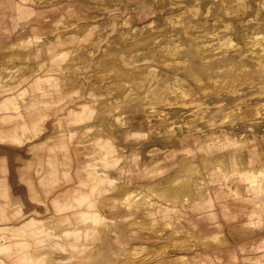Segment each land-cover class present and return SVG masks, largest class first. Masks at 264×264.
<instances>
[{
	"label": "bare ground",
	"instance_id": "6f19581e",
	"mask_svg": "<svg viewBox=\"0 0 264 264\" xmlns=\"http://www.w3.org/2000/svg\"><path fill=\"white\" fill-rule=\"evenodd\" d=\"M33 1L36 5L44 2V0ZM92 1L99 2L97 0ZM137 2L142 6L147 1L137 0ZM149 2L155 9L160 11L162 14L161 20L164 24H168L172 28L177 26L183 28L186 34L184 35L185 42H180L173 34L165 32L162 29L163 25L157 24L156 19L153 17H149L140 23H131L129 21L130 15H127L118 21V14L112 13L113 9H110L109 6L99 7L109 14L112 13L108 24L113 25L118 22L124 25L119 27L118 38L115 41L116 45L114 44L111 46L112 48L101 50L100 57L103 60L112 59L110 63L107 62V71L116 72L119 77L126 76L127 71L133 67L130 71L137 72L138 67L141 65L139 64L140 60L134 59L135 51L138 50V46L148 42L153 44V47L157 50V55L162 58L160 61L164 66L168 65L167 67H169L171 65L174 67L171 71L172 74H164L163 77H159L155 68L152 67V63L145 62L146 69L136 73L142 75V77L137 82L133 81L132 83H130L131 79L126 77L123 81L113 85L111 81H105L103 77H98L100 81L102 80V85L106 90H109L110 87H117L128 91L124 98H128L127 102L129 103L122 104L124 108H129L131 113H133L128 120L124 118L123 111L104 108L110 97L104 99L103 90L99 91L98 86L92 84L85 72H82V77L79 81L75 80L72 73L64 74L69 68L65 62L67 58L66 49H64L66 39L77 40L78 42L88 41L92 35L90 30L97 27L94 22H91L87 24L90 28L87 33L83 34V30L81 33L74 32L73 27L79 25L76 23L79 15L69 9V18L60 13L50 21V34L45 33L43 28L37 23H27L25 28L16 36V39L9 41L4 47L5 53L1 57L2 60H0V126L2 123H8L10 128L2 129L0 127V141L21 147L25 144L22 139V131L28 128L34 137H38L41 134V138L36 144L44 147L45 142H47V135H43L44 133L42 132L43 122L50 117L52 129L57 133L56 143H63L66 139H69V143L76 141L85 144L86 141L94 139L93 142L100 140L99 144L105 150L106 143L116 136L136 140L138 143L149 142L151 144L144 149L143 153L146 152L151 157L147 158L148 164H144L141 169H137L136 166L137 178L154 177L164 170L162 168L164 158L171 156L176 162L179 157L183 159L189 153L198 157L199 163H201L205 171H208L209 166L212 164L209 157L213 153H220L216 157L218 169L222 168L220 163L223 164L229 160L230 166L237 170V174L241 177L244 176L243 180L246 181L244 189L246 199H258L259 205L264 209V161L257 167L246 169L242 166L243 160H241V155L247 151L249 155L246 157H249L248 161H252V158L256 155L254 141L248 138H237L227 129L222 130L219 134L211 133L202 137L201 132L196 129V122L192 120L184 122L188 125L187 133L178 134L175 129L176 127H181L182 124H176L177 122L170 120L172 118L171 115H168V112H164V108L161 107L164 104L171 105L169 97L164 94V91H169L174 95L175 104L180 107L193 109L195 113L198 112V118H205L204 121L208 125L219 126L226 118L230 117L232 110L237 107L240 109L241 104L245 105L240 112L242 116H247L250 125L258 123L257 118L264 117V43H262L264 42V0H209L204 2L203 9L201 7L202 0H194L193 3L180 4L179 9H171L169 11L164 8L163 0H150ZM12 8L15 14L11 21H6L5 19L1 21L0 19V34H12L18 26H23L28 18L33 16L44 21L48 18L46 10H40L22 2L15 1L12 4ZM231 8L235 12L232 19L227 15L230 14ZM54 9L52 8L51 11ZM213 11L218 15V20L222 22L220 24L212 23L213 28L209 29L207 28V16ZM248 11H252L253 17H250L253 19L248 17ZM193 19L196 20L194 21ZM251 20H255L254 23H251ZM69 22L72 23V26H69ZM238 24H241L242 34L240 36L244 41L247 40L245 41L246 46H248V43L252 45L260 44L261 51H253V46H248L246 49L238 47V42H235L231 32L234 28L239 27ZM61 26H63V29H60ZM200 26H203L202 31L204 33H189L188 29L192 27L195 29ZM147 29H150V32L143 36L144 31ZM36 31L38 34H36ZM64 33L65 37H62ZM207 35L210 37L209 40H206ZM203 36L204 39L202 38ZM215 39L217 41L213 42ZM217 43L219 47L225 49L216 50L218 45H214ZM249 48L251 51L246 54ZM246 55L251 60H244ZM43 57L49 59L46 60L47 63L44 60H38ZM88 61H92L95 65H100L96 60ZM182 63L187 64L183 70L179 71L177 64ZM57 64L60 68L58 72L54 68ZM121 65L124 66V69H122ZM228 66L231 69L234 66H239L240 71L245 70L247 72L251 68L253 70L261 69L258 74L259 81L257 82L256 92L250 97L254 98L253 101L249 100L247 102L248 98L235 97L234 94L238 91V83L229 84L226 82V75L222 77L220 74ZM146 78L151 81L148 82L144 91H141L146 85L144 81ZM86 79L89 80L87 88L95 98L94 100L91 99V101H95L96 105L100 104L96 110L87 101L82 103L65 102L66 96L64 95L66 93L59 92L60 90L64 91V89L65 91L69 90V92L76 89L80 92L83 83L85 85ZM43 81L46 85H52L51 89L52 93L55 94L56 101L40 100L35 97L27 99L28 93L33 94L36 91L43 93ZM218 82L219 84L220 82L222 83L220 85L225 83L223 86L225 90H221L222 86H219ZM134 87L137 89L136 94L130 93ZM211 90H215L216 94L224 91L225 94L223 93V95L233 96V98H229L231 99L230 103L221 107L223 104L220 101L209 105L200 95H197L199 91L207 94ZM132 94L134 96L130 97ZM114 98L117 99V96ZM90 107L95 112L105 113L106 116L102 118L103 121L108 117V119H112L114 124H107L108 128L98 133L91 131L88 121L95 112ZM207 111L208 113L206 114ZM137 114L140 115V120L137 118ZM94 115L95 118H98L97 114ZM217 116L218 118L215 119ZM216 121L220 123L215 124ZM65 123L69 124V129L64 128ZM156 142H161L163 145L158 147ZM33 145L35 146V143H30L29 147ZM1 151L2 149L0 148ZM129 151V158L133 162L137 160V156L142 154V150L139 147L131 148ZM76 157V163H78L80 159L78 156ZM111 157L112 152L106 151L105 159L109 160ZM1 166V170L6 171L4 169L5 166ZM69 166H71V159L69 160ZM177 170L178 174L169 179L166 185H161L159 181L149 184L138 183L136 188L131 189L125 187V181L115 182L113 174L110 175L103 168L97 167V173H94L89 166H85L83 170L78 165L72 172L69 170V177L65 176V180L69 179L70 181L72 176L78 183L69 184V189L67 188L65 191L58 193L52 199V202L56 203L61 198H65L66 192H69V202H64L61 206L56 203L57 205L55 206L56 210L58 208L61 211L65 210L67 214L63 216V212H61L60 215H56L55 218L57 220L54 223H41L34 216H29L26 218L29 220L18 227L0 224V230L2 231V234L0 233V251L8 253L9 256L13 252L18 262H26V252L23 247H19L24 244H22L19 237L16 238V234L21 235L27 232L32 238L31 244L33 247L31 245V248L34 251H39L37 263L35 264H42L45 258L44 255L48 253L44 252L43 248L50 245L47 240L53 238L52 231L56 235H60L56 232V228L61 224V221L68 224L73 222L69 224V227L64 228L63 231L65 235L68 236L69 234V246H75V249L78 245L83 244L93 248L97 243L103 242L112 251L113 256L117 257L116 259H124L128 264H147L154 263V260L149 262L143 260L137 253L145 250L144 252L147 255L153 248L159 249L169 243L175 246L178 251L172 255H163L155 260L157 264H193L198 260L196 258L198 254L209 252L207 250L210 247L209 240L225 244L230 243V241L224 237L222 230L208 235L196 236L184 229L183 221L178 219V217H184V207L192 208L194 206L200 198L199 192L208 189L211 185V180L209 178L206 180L204 176L199 175V165L192 160L183 159ZM219 173L224 175L223 172ZM129 174L128 170L126 175L128 176ZM196 175L198 177H195ZM106 179H108L107 185ZM98 182L102 185L105 183V186L101 188L106 192H119L118 199H115L114 195L112 196L114 199L112 206L102 201V189H99L97 193L94 191ZM225 184L232 196L238 194L236 187H233L228 181ZM26 186L30 189L28 194L23 196L24 198L38 202L43 201L41 193L35 188L32 178L29 177L26 180ZM43 191L49 195L53 192V189L46 186ZM3 196L4 198H9L10 192L7 188L3 191ZM84 204L93 208L90 210L93 216L91 219L87 218L83 228L75 227V221L85 217L84 211L77 209V207L79 208ZM20 208L21 204L9 203L6 200V203L0 208V221L7 220L10 214L20 220L28 214L39 212L38 209H35L37 207L34 206L29 207L25 211ZM113 209L114 212L112 211ZM117 211H120V215H116ZM110 212L114 216L108 219L105 214L107 213V217H109L108 213ZM174 217L177 218L172 221ZM160 220L162 221V230L170 229L172 240H161L159 243H156L157 241L148 242L147 236L151 235L158 238L162 235V230L156 227L157 222ZM97 225H99L97 229L99 234L96 237L94 234L91 235L92 232L89 229H94ZM7 234H10L9 237L13 242H17V245L15 244L16 247L6 243L5 240L9 238ZM139 234H142V238L139 237ZM81 237L94 239L90 242H83L80 241L82 240ZM137 237L141 238L142 241H133ZM71 238H76L78 242L74 243V240H70ZM133 242L141 243L130 247ZM59 244L60 242L57 241L53 243L55 246ZM125 250L126 253H131V256L123 257L122 254ZM101 251L103 257H105L102 247ZM77 254L72 255L78 256ZM80 256L82 257L83 255ZM261 256H264V254ZM103 257H100L101 261H99V264H116L115 261H111V257L106 258L104 261L102 260ZM89 261L90 259L81 262V264H90ZM3 264L8 263L3 261ZM244 264H264V262L255 257L245 259Z\"/></svg>",
	"mask_w": 264,
	"mask_h": 264
},
{
	"label": "rangeland",
	"instance_id": "374dc122",
	"mask_svg": "<svg viewBox=\"0 0 264 264\" xmlns=\"http://www.w3.org/2000/svg\"><path fill=\"white\" fill-rule=\"evenodd\" d=\"M13 1H18L25 3L26 5H29L34 8H38L40 10H46V14L48 15V18L44 20L37 19L35 16L28 18V20L25 22L23 26H18L15 31L12 32L10 35H5V34H0V60H2V55L5 53V46L9 43L11 40H15L16 36L21 32L23 28L27 25V23H37L39 24L42 28L43 31L48 34L51 33V28H50V21L53 18H56L60 13H62L64 16L69 18V9H71L74 13L79 15V17L76 20V23L79 24L78 26H74V32L81 33L83 30V34L88 32V29H90L87 24L94 22L97 27L93 28V30H90L92 35L91 38L88 39V41L84 42H78L77 40L71 41V39H66L65 44H64V49H66V55L67 58L65 62L69 66V68L65 71V75L72 73L74 75V78L76 81H79L82 77V72H85L86 75L88 76L89 80L92 82V84H96L98 86L99 91L103 90V95L104 99H107L108 97L109 100L105 104L106 106L104 107L105 109L110 108L111 110L114 109V111H123V115H125L124 118L126 120L129 119V117L133 114L131 113L129 108H124L122 104L124 103H129L127 102L129 99L124 98V95L128 92L125 91V89L117 88V87H110V91L106 90L104 86L102 85V80L100 81L98 77H103L105 81H111L113 85L118 83L119 81H123V79H126V77L131 79L132 83L133 81H138L142 75L136 74L141 72L142 70L146 69L145 62H150L152 63V67L155 68L156 72L159 74V77H163L164 74H172L171 71L173 70V66L169 65H163L160 60H162L161 57L157 55V50L153 47V44L151 42H148L146 44L138 46V50L135 51V60H140L139 64L141 65L138 67L137 72H132L127 71V75L123 77H119V74L113 71H107V62L110 63L112 60L111 58H107L106 60H103V58L100 57L101 55V50L103 49H109L112 48L115 44V41L117 40L118 36L117 33L119 32V27H123L124 25L116 22L113 25L108 24L109 18L112 13L118 14V21L125 18L127 15H130L129 21L131 23H140L142 21H145L149 17H153L156 19V23L163 25L162 29L167 32L168 34H173L175 38H177L180 42H185L184 35L185 32L183 31V28L177 26L175 28L170 27L168 24H164V22L161 20V13L159 10L155 9L151 3L149 2L150 0H146L147 2L141 6L137 2V0H97L99 2H94L92 0H44L40 5H36V3L33 0H13ZM13 1L11 3H13ZM51 1V2H49ZM209 0H202L201 2V7L202 9L204 8V2H207ZM194 0H163V4L165 5L164 8H166V11H169L171 9H179L180 4H190L193 3ZM11 6V11L10 13H14V9ZM104 6H109L110 9H113L112 13L109 14L107 11H105L102 8L99 7H104ZM151 7V8H149ZM52 8H55L53 11H51ZM215 10V9H214ZM218 11V10H216ZM235 13L233 11V8H231V12L228 17L232 19L234 17ZM233 14V15H232ZM92 15V16H90ZM225 15V16H227ZM248 17L253 19V13L252 11H248L247 13ZM252 16V17H250ZM226 17V18H228ZM247 17V18H248ZM11 18L13 16H8L3 19L7 21H11ZM73 18V17H70ZM224 18V17H222ZM208 19V25L207 28L211 29L213 28L212 23L215 24H220L222 21L218 20V15L215 13V11L211 12L209 16H207ZM194 21L196 19H193ZM255 20H251V23H254ZM69 26H72V23H68ZM238 28H234L232 30V35L233 39L235 42H238V47L242 49H246L248 46H253L254 49L253 51L259 52L261 51V45L256 44L252 45L251 43H248V46L245 44V40L240 36L242 34L241 31V24H238ZM60 29H63V26L60 27ZM203 26L197 27L195 29L190 28L188 29L189 33H199L202 34L204 33L203 31ZM221 30V28H220ZM37 32V31H36ZM63 32V31H62ZM150 32V29H147L144 31L143 36L146 35L147 33ZM223 33V31H221ZM244 33V32H243ZM38 34V32L36 33ZM62 37H65V33L63 34ZM204 39V36L202 37ZM206 40H209L210 37H206ZM71 41V42H70ZM217 40L215 39L213 42H216ZM212 42V41H211ZM264 43V42H262ZM116 45V44H115ZM218 45V48L216 50L221 51L224 50L225 48L219 47V44H215L214 46ZM63 47V46H61ZM251 49L249 48L248 51H246V54H249ZM151 54H154L153 56H149ZM33 60V59H31ZM38 60H44L46 63V60H49L48 58H39ZM88 60H96L100 63L94 64L92 61ZM244 60H251L247 55L244 56ZM159 61V62H158ZM187 63H182V64H177V67H179V71L183 70L185 65ZM122 69H124L123 65H121ZM176 67V68H177ZM229 67V68H228ZM227 69H223V71L220 73L222 77L226 75V82L229 84H236L238 83V91L234 94L235 97H239L242 99H247V102L253 101L254 98H250L254 92H256V87H257V82L259 81V76L258 74L261 72L260 68L255 67L256 70H253V68L250 69V71H240L239 66H234L233 69L228 66ZM248 67V66H247ZM55 71L58 72L60 70L59 65L54 66ZM244 68V67H243ZM134 79V80H133ZM236 79V80H235ZM89 80H85V85L83 83V86L81 88V91L79 92L78 90L74 89L71 92L69 90L62 91L60 90L59 92H65L66 99L65 102L69 103H82L87 101L88 104L96 110L100 104L96 105V102L91 101V99H95L94 95L91 94L90 90L87 88L89 84ZM146 82V85H144V88L141 91H144V89L147 87L148 82L151 81L149 79H144ZM52 82V81H51ZM44 90L43 93L40 91H36L33 94H27V99L30 97H35L36 99L40 100H49V101H56L55 94L52 93V85L47 84L43 81ZM220 84H222L220 82ZM218 82L219 86H222L221 90H225V85H220ZM136 88L134 87L133 90L130 91V93H135L136 94ZM78 91V92H77ZM125 91V92H124ZM225 94L224 91H222L219 94L215 93V90L209 91L207 94L201 93V91L198 92L197 95H200L203 100L206 101L209 105H212L213 102L220 101L223 105L221 107H224L228 103H230L229 98H233V96H226L223 95ZM164 94L169 97L170 103L169 104H164L161 107L164 108V112H168V115H171L170 120H174L177 122L176 124H182L181 127H176L175 131L178 134H185L187 133L186 131L188 130V125L184 123L186 120H192L193 122H196L197 126L196 129L201 132L202 137H205L207 135H210L211 133L219 134L222 130H228L232 132V135L235 137L239 138H248L251 141H254L255 149H256V155L254 158H252V161H248L249 157H246L249 155V152L245 151L241 155V160H243L242 166L245 167L246 169H250L252 167H257L258 165L261 164L262 161H264V117L257 118V121H259L256 124L250 125L249 121L247 120V116H242V113L240 112L241 109L244 108L245 104H241V108L239 109L238 107L234 110H232L230 117L226 118L223 123H220L219 121H216L215 124H219V126H212L208 125L204 119H199L197 113L193 109L189 108H184L180 107L178 104H175V98L174 95L169 92V91H164ZM117 96V99L114 97ZM134 94L130 95V97H133ZM129 97V96H128ZM117 103H116V102ZM120 105V106H119ZM117 106V107H116ZM90 107V108H91ZM91 108V110H93ZM93 110V112H95ZM209 110V109H207ZM208 111L206 112V114ZM98 115V118H95V115ZM93 114V117H90L89 125L90 128L92 129L91 131L94 132H100L101 130L107 129V124H114L112 119H107L105 121L102 120V118L105 115V113H98L95 112ZM137 118L140 120V115H136ZM218 116L215 118L217 119ZM96 119V120H95ZM169 120V121H170ZM43 129L42 132L44 133L43 135H47V142H45L44 147H41L40 145L36 144L39 138H41V134H39L38 137H34L31 132L29 131L28 128L22 131V139L25 141V144L21 147H18L16 144H10L9 142V147H16V148H22L21 151V156L16 155L14 158H10V167L9 169H6V172H9L8 175V186L7 189L10 192L9 198H5L9 203H17L21 204V210L25 211L29 207L34 206L37 207L35 209H38L39 212H35L32 214H28L26 217L23 219H16L14 218L11 214L8 216L7 222H9V226H15L18 227L25 221H28L29 219H26L29 216H34L38 221L41 223H46V222H52L54 223L57 219L55 218L56 215H60L61 212H63V216L67 214V211L63 210L61 211L59 208L56 210L55 206L58 204V206H61L62 203L59 200L58 202L54 203L52 202V205L54 207V212H50V208L48 206V203L46 200H44V194H46L43 190L45 187L42 189L41 197L43 199L42 202L34 201V200H28L27 198H24L25 194H28V190L30 189L29 187L26 186V182L24 181H19L15 177L17 176L18 172H29L34 170L38 165L42 166L41 163L43 162H48V169L42 168L41 172L44 177H46L48 174H54L57 178V182H55L54 185H49L50 188L53 189L55 187H61L66 184H77L78 181L76 179H73L71 176L70 181L69 179L65 180V176L67 175L69 177V170L70 172L73 171V169L80 165L81 168L84 170L85 166H89L92 172L97 173V167L103 168L104 171L109 172L110 175L113 174V179L115 182L119 181H125L126 183V188H131L134 189L136 188V185L138 183L140 184H149V183H155V182H160L161 185H166L172 177L176 176L178 174V168L179 164L185 160H192L196 162L199 165V171L200 174L206 178H209L211 180V185L208 189L204 191L199 192V197H202L204 194L208 193L210 189L215 191V194L218 196L217 200L218 202L222 201L223 202H228L229 204H232L233 207H242L244 208L243 210H239L242 208H239L238 216L235 218L236 222L234 223L233 231L235 234V239L234 237H230L226 224H224L222 221V218L218 219V222L222 224V227L224 231L222 230V233L224 234V237H228V241L230 243H215L212 240H209L210 247L207 249L208 251L211 250H216L220 251L223 249H229L233 248L236 251L237 254V264H242V259L244 256H253L256 251L257 253L259 252H264V224H261L260 220L257 222L260 218L258 216V207L256 204L257 199L255 198H247L246 199V192L244 191L246 181L243 180V177H241L239 174H237V170L233 169L230 166V161L227 160V162L221 164L222 168L218 169V162L216 161V157L220 155V153H213L209 158H211L212 164L209 166V170L205 171V169L202 167L201 163H199L198 157L191 155L189 153L186 155L183 159L182 157H179L178 160L175 162L174 159L169 156L168 158H164V164L163 167L164 170L160 172L159 174L155 175L154 177H141L137 178L136 173L138 168H142L144 164L147 163V158H150L151 156L147 155L146 152L143 153L144 149L147 148L151 143L149 142H136V140L132 139H124L119 136L113 137L110 142L106 143V149H102L99 142L100 140L93 142L94 139L88 140L85 142V144L78 143L76 141L70 142L69 139H66L65 142L63 143H56L57 142V133L52 129L51 126V118L48 117L47 119L44 120L43 122ZM66 129H69V124L65 123ZM98 128V129H97ZM221 128V129H220ZM220 129V130H219ZM95 134V133H94ZM93 134V135H94ZM25 136V137H24ZM0 143H6V142H1ZM30 143H35V146L33 145L32 147H29ZM158 144V147H161L163 144L161 142H156ZM116 145V146H114ZM139 147L142 150V154L140 156L136 157V161L133 162L129 158V153L131 148ZM144 147V148H143ZM112 152V157L108 160L105 159V152ZM2 152V151H1ZM0 152V153H1ZM50 153L52 155H50ZM57 153V154H56ZM157 155V154H156ZM155 155V156H156ZM10 155L5 154L4 157L0 156V170L2 168L1 165L6 166V159ZM52 156V157H50ZM76 156L79 157L80 160H78V163H76ZM25 157V158H24ZM227 157V156H226ZM71 159V166H69V160ZM247 161V162H246ZM137 166V169H136ZM151 166V165H149ZM130 172V174L127 176L126 173ZM4 170H1V172ZM219 172H223L224 175H221ZM20 173V174H21ZM132 175V176H131ZM209 175V176H208ZM112 177V176H110ZM195 177H198L196 175ZM246 177V176H245ZM65 180V181H64ZM112 181V180H109ZM229 182L233 187L237 188V195L232 196L229 193V189L226 187L225 182ZM108 183V179H106V185ZM35 185V184H34ZM45 185V184H44ZM105 186V183L102 185L99 182L95 186L94 191L97 193L99 189H102L101 187ZM25 188H26V193H25ZM35 188L38 189V187ZM39 190V189H38ZM40 191V190H39ZM103 194H102V201H105L108 203V205L112 206L114 199L112 196L114 195L116 198H119V192L113 191L111 193L110 191L106 192L104 189H102ZM16 197H19L16 199ZM15 198V199H13ZM66 198V197H65ZM64 198V199H65ZM15 201V202H14ZM19 201V202H18ZM248 204H250L248 206ZM116 206V205H115ZM193 208V207H192ZM192 208H186L184 207L183 210L188 209L192 210ZM77 209H81L85 213V217L82 219H78L75 221L76 226L79 228L84 227V223L87 220V218H90L93 216V213L90 212L93 208L88 206L87 204H84L81 207H77ZM114 212V209L112 210ZM94 212V211H93ZM87 214V215H86ZM120 215V211L116 212V215ZM172 214V213H171ZM89 215V217H87ZM109 217H107V213L105 214L106 218L111 219V216H114L112 212L108 213ZM221 217V216H220ZM177 217H174L172 221H174ZM26 219V220H24ZM178 219H181L183 221V227L187 231L191 232L192 234L196 236H202L198 233L195 232L194 226H189L188 222L190 220L187 218V214H184L183 216L178 217ZM24 220V221H23ZM124 220V218H122ZM23 221V222H21ZM60 221V219H58ZM15 222V223H13ZM20 222V223H19ZM60 225L57 226L56 232H58L60 235H56L54 231L53 233V238L48 239L47 242H50L49 246H46L44 249V252H48L45 254V258L42 261V264H81V262H85L88 259H90L89 263L90 264H99L100 257H103L102 250L105 253V257L102 258V260H106V258L111 257V261H115L116 264H128L127 261L124 259H116L117 257L113 256L112 251L109 249L108 246L101 243H97L94 245L93 248H89L87 244L83 245H78L77 248L75 249V246H69V234L68 236L65 235L64 233V228L69 227V224L72 223H65L60 221ZM102 225V224H101ZM100 225V226H101ZM7 226V225H6ZM94 226V225H93ZM158 229L162 230V221L157 222ZM187 227V228H186ZM99 225L95 226L94 229L90 228L89 230L92 232L91 235L94 234V236L97 237ZM12 231V230H10ZM221 229H218L215 232H220ZM0 233L2 234V231L0 230ZM0 234V235H1ZM144 234V233H143ZM164 234V235H163ZM9 237L10 234H7ZM20 238L22 241L23 249L26 252V262H18L15 258V253L11 252L12 254L9 256L8 253L4 252L2 253L0 251V264H3V261L8 263V264H35L37 263V254L39 253L38 250H33L31 248V235L29 233H22L21 235L16 234V238ZM139 237L142 238V234H139ZM147 241L148 242H156L159 243L161 240L164 241H170L172 240V234L170 233V229H163L162 230V235L158 238L154 236H147ZM83 242H90L94 238H83L81 237ZM141 238H136L133 241H142ZM261 238V239H258ZM70 240H74L73 242L76 243L78 240L76 238H71ZM6 243L10 244L12 247H16L15 244L17 245V242H13L12 239L9 237L6 240ZM57 241L60 242L58 246L53 245V243ZM141 242H133L130 247H133L135 245H139ZM14 244V245H13ZM67 244V245H66ZM33 247V245H32ZM92 247V246H91ZM130 249V248H129ZM240 249H245L247 252L243 253L241 252ZM127 250V249H126ZM126 250L123 252V257L130 255L131 253H126ZM145 250H141L138 254V256L142 257L143 260L146 261H152L154 260V263H147V264H157L155 260L159 259L163 255L169 254L172 255L178 249L173 246L172 244H166L164 247L155 249L153 248L150 250L149 254H145ZM78 253V254H77ZM209 252L206 253H201L196 256L198 259L195 263L193 264H201V262H204L205 257ZM72 254H77L78 256H73ZM80 255H83L82 257ZM129 256V257H130ZM81 257V258H80ZM259 259H261V262H264V256H259ZM214 259V258H212ZM220 260V258H219ZM211 261V260H210ZM127 262V263H125ZM220 262V261H219ZM213 263V262H207L206 264H218Z\"/></svg>",
	"mask_w": 264,
	"mask_h": 264
},
{
	"label": "crops",
	"instance_id": "0c3cea01",
	"mask_svg": "<svg viewBox=\"0 0 264 264\" xmlns=\"http://www.w3.org/2000/svg\"><path fill=\"white\" fill-rule=\"evenodd\" d=\"M13 0H0L1 4H0V19L1 21L3 20L4 16L8 17V16H14V13H10L11 11V6L10 4H13L15 1H13V3H11ZM7 21V20H6ZM2 129H9L10 125L8 123H2L0 126ZM25 137V136H24ZM9 143H0V148L2 149V152L0 153V156L4 157L5 154L10 155L7 159H6V166L4 169H9L10 167V158H14L16 155H20L21 156V149L22 148H16V147H9L8 146ZM57 154V153H56ZM50 155H52L50 153ZM52 157V156H50ZM25 158V157H24ZM42 166L38 165L34 170L29 171V172H18L17 176L15 177L16 179H18L20 182L24 181L26 182L27 179L32 178L33 183L36 185V187H38V189L40 190L39 192L42 193V189L46 186L49 185H54L57 178L54 174H48L46 177L42 178V168L44 167V169H48V162H43V164L41 163ZM21 173V174H20ZM8 175L9 172L6 171H2L0 170V208H2V206L6 203V200L3 196V191L7 188L9 182H8ZM22 183V182H21ZM45 184V185H44ZM69 189V183L61 186V187H55L54 191L52 193H50L49 195L44 194V200H46V202L48 203V206L50 208V212H54V207L52 205V199L54 197L57 196L58 193H61L63 191H65L66 189ZM25 193H26V188H25ZM217 195L215 194V191L210 189L208 193L204 194L202 197L199 198V200L194 204L192 210H188L185 209L184 210V214H187V218L190 220V222H188V225L194 226V230L196 233L200 234V235H208L211 234L212 232L217 231L218 229H221L224 231L222 224L220 222H218L219 218H222V222L224 224H226L227 227V231L230 235V237H234L235 239H237L235 237L234 231H233V225L236 222L235 218H237L238 216H236L238 214L239 210H243L244 208L242 207H233L232 204H229L228 202H223L220 201L218 202L217 200ZM60 203H66L69 202V192H66V198H61L60 199ZM258 210H257V214L258 216H260L259 220L257 222L261 221V224H264V209H262V207L259 205V200L257 199L256 201ZM250 204H248L249 206ZM242 208V209H239ZM239 209V210H238ZM221 216V217H220ZM9 222L7 221H0V224H4L9 226L8 224ZM15 223V222H13ZM187 228V227H186ZM228 238V237H227ZM229 239V238H228ZM261 239V238H258ZM230 240V239H229ZM241 252L245 253L247 252L245 249H240ZM255 253L253 254V256H244L242 259V264L245 263V259L247 258H255V257H259L262 254H264V252H259L257 253L256 251H254ZM205 257V261L201 262V264H206L207 262H213V263H217L218 264H237V254L235 249L233 248H229V249H223L220 251H216V250H211L209 251V253L204 256ZM214 258V259H212ZM220 258V260H219ZM211 260V261H210Z\"/></svg>",
	"mask_w": 264,
	"mask_h": 264
}]
</instances>
